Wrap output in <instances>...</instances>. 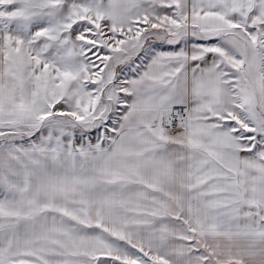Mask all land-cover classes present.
Returning <instances> with one entry per match:
<instances>
[{
	"label": "snow or ice",
	"instance_id": "snow-or-ice-1",
	"mask_svg": "<svg viewBox=\"0 0 264 264\" xmlns=\"http://www.w3.org/2000/svg\"><path fill=\"white\" fill-rule=\"evenodd\" d=\"M0 264H264V0H0Z\"/></svg>",
	"mask_w": 264,
	"mask_h": 264
}]
</instances>
